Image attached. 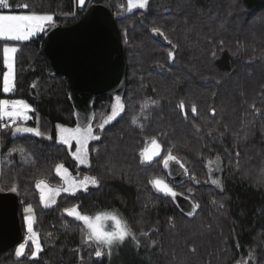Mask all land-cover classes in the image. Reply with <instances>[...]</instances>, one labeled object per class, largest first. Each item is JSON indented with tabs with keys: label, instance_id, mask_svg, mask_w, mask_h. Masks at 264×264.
I'll list each match as a JSON object with an SVG mask.
<instances>
[{
	"label": "trees",
	"instance_id": "16d2710c",
	"mask_svg": "<svg viewBox=\"0 0 264 264\" xmlns=\"http://www.w3.org/2000/svg\"><path fill=\"white\" fill-rule=\"evenodd\" d=\"M110 1L126 48L127 86L118 95L124 111L101 131L115 95L98 100L92 124L100 139L89 143L88 165L75 160L74 145L58 139V124L77 123L66 78L50 71L40 51L41 33L17 42L15 88L7 94L0 89V97L27 100L34 109L27 122L49 135L17 133L13 123L1 128L0 190L16 189L23 233V206L33 204L42 251L28 259L33 248L28 241L24 256L17 257L20 241L0 252V264H110L107 254L95 256L96 244L86 240L82 222L65 212L73 207L91 216L114 210L142 238L139 249L148 264H264V0H149L146 9L133 11L127 0ZM10 2L12 9L0 11L47 12L63 25L79 19L86 4ZM25 3L28 10L17 7ZM155 27L167 40L151 31ZM4 70L0 53V80ZM153 101L145 110L148 119L140 117L143 128L132 125L142 104ZM152 137L161 153L145 163L140 153ZM19 148L23 155L12 151ZM169 148L188 170L180 171L179 180L163 166ZM60 164L73 175L97 177L99 186L61 191L55 203L45 205L36 182L64 185L56 173ZM154 178L199 207L185 212L152 186ZM214 179L222 181V190Z\"/></svg>",
	"mask_w": 264,
	"mask_h": 264
},
{
	"label": "snow or ice",
	"instance_id": "6c2138e0",
	"mask_svg": "<svg viewBox=\"0 0 264 264\" xmlns=\"http://www.w3.org/2000/svg\"><path fill=\"white\" fill-rule=\"evenodd\" d=\"M80 4H84V0H79ZM149 4V0H128V11H133L134 9H146ZM12 4L10 0H0V9H12ZM17 7L28 10L29 5L27 3L18 5ZM123 7V5L121 6ZM54 22V14H40L35 12H29L26 14H5L3 11H0V41H5L3 44V64L7 69L2 75V81H0V89L2 92L7 94L11 93L15 88V54L19 51L18 47L10 45L7 42H22L28 41L33 36L38 33L46 31V25H50ZM153 33L162 36L165 40L167 37L164 36L163 31L159 27H155L151 30ZM171 44V41H168ZM222 43V42H221ZM173 49L175 45L172 46ZM169 59L174 58V51H169ZM116 103L112 106L111 115L104 119V121L99 124V128L102 131L105 124L114 120L121 112L124 111V104L120 96L115 97ZM155 102H145L141 106L140 113L137 116H133L131 119V124L140 128H143V124L140 123V117L148 119V115H145V110L154 106ZM179 107L184 109V102L181 101ZM34 111L31 105L26 101L21 99H0V121L9 120L13 124L16 121L22 120L27 121L30 119L28 115L29 112ZM197 111L195 103L191 105V112L195 114ZM213 113L215 110H212ZM258 111V110H257ZM187 115V113H185ZM2 127H8L10 125H0ZM59 128V140L71 147L72 142H76V151L72 153L75 160H77L81 165L89 163V152H88V143L92 140H99L98 135H94V130L90 123H85L83 127L79 124L75 128H67L64 126H58ZM15 132H26L34 133L37 136L43 135L38 128H27V127H15ZM51 139V137H48ZM13 152L19 151L22 155L24 154V149H12ZM161 145L155 137L151 138L150 146L144 148L140 157L142 162H150L155 157L160 156ZM237 155L239 153L237 152ZM25 162H28L25 160ZM170 163H175L179 166L182 173L187 175L188 170L184 164L179 160V158L172 154V148L167 150V155L163 158V166L167 170ZM221 162L219 157H217L216 164L219 165ZM212 162L209 161V165ZM63 170V171H62ZM211 172V167L209 168ZM56 173L62 176L64 180V185L59 188H49L47 187L45 181H37L36 187L41 193V200L47 203H55V197L61 192H67L75 194L76 191L83 189L84 191L88 190L89 184L93 186H99L100 180L97 177H88L84 176L82 179H77L71 176L68 173V170L64 168L62 164L56 166ZM194 179V177H192ZM198 183V181H197ZM213 185L222 190V181L219 179H214L211 181ZM152 186L163 195L176 199L177 196H183L184 193H178L170 186L165 180L160 178H154L151 180ZM12 191H16L15 188H12ZM193 207L198 208V204H193ZM65 212L82 224L86 228L85 237L87 241H94L96 244L97 250L95 251L96 257H101L102 255L107 254L109 260H111L113 249L123 244L124 241L128 238H131L134 245L138 249L140 247L139 240L137 239L135 233L132 232L127 221L120 217L116 212H100L94 216H89L79 212L78 207H73L71 209H65ZM192 214L191 212L189 213ZM33 217L27 218V230L30 233L28 236V241L32 242V251L31 255L28 257L30 260H35L39 253L42 251V245L39 239L38 233L33 231ZM111 224L110 229L107 227L108 224ZM141 235L146 236L147 233H141ZM155 243L154 241L152 242ZM27 242L20 243L16 249V256L22 257L26 251ZM118 254V253H117ZM251 255V253H250Z\"/></svg>",
	"mask_w": 264,
	"mask_h": 264
},
{
	"label": "water",
	"instance_id": "95a60500",
	"mask_svg": "<svg viewBox=\"0 0 264 264\" xmlns=\"http://www.w3.org/2000/svg\"><path fill=\"white\" fill-rule=\"evenodd\" d=\"M39 48L50 71L66 78V92L77 125L91 123L96 104L105 95H124L128 65L121 28L110 0H88L82 16L70 24L51 23L41 33ZM36 97L34 87L29 90ZM170 163L173 180L181 179ZM176 201L187 213L195 210L187 196ZM23 227L19 214V196L0 190V252L21 241Z\"/></svg>",
	"mask_w": 264,
	"mask_h": 264
},
{
	"label": "rangeland",
	"instance_id": "374dc122",
	"mask_svg": "<svg viewBox=\"0 0 264 264\" xmlns=\"http://www.w3.org/2000/svg\"><path fill=\"white\" fill-rule=\"evenodd\" d=\"M78 4L80 6H83L85 3H86V0H84V4L81 5L79 0H77ZM127 3H128V0H127ZM5 14H26V13H29V12H12V11H3ZM35 13H40V14H50V13H47V12H35ZM48 25H46L47 27ZM36 36V35H35ZM33 36V37H35ZM5 43V41H0V53L2 55V60H3V52H2V48H3V44ZM9 43L10 45H14L16 47H18V44L17 42H7ZM15 65H16V54H15ZM5 67V66H4ZM7 69L5 68V70L3 71V73L6 71ZM3 75V74H2ZM2 81V76H1V80ZM2 90V89H1ZM118 96V95H115L114 96V99H113V103H112V106L116 103V100H115V97ZM0 99H9V100H14V99H21V100H24L26 101L29 105H31L27 100L25 99H22V98H9L7 96H1ZM123 102V101H122ZM111 112H112V107L110 109V111L105 115L104 119L107 118L109 115H111ZM122 113V112H121ZM99 114L100 116L103 115V110H100L99 111ZM28 115L31 117V114L30 112L28 113ZM28 121V120H27ZM27 121H22V120H19V121H16L14 125V128L19 126V127H27V128H38L39 131L43 134L41 136H48L47 133H45L38 125L36 126H33L31 124H29ZM111 122V121H110ZM7 123H11V121L9 120H3V121H0V125H5ZM93 130H94V135H97L96 134V129H95V126L94 124H92V122L90 123ZM58 126H64V127H67V128H75L77 127V125L75 126H68V125H64V124H58L57 125V130H58V139H59V128ZM82 127V126H81ZM1 128L2 126H0V133H1ZM20 133H26V132H20ZM31 134H34V133H31ZM60 141V140H59ZM90 143V141H89ZM89 143H88V152H89ZM72 145H74V149H73V152L76 151V142L73 141L72 142ZM150 146V141L148 142L147 146L146 147H149ZM145 147V148H146ZM89 162H90V154H89ZM79 163V162H78ZM146 163V162H145ZM80 164V163H79ZM89 164V163H88ZM88 164H84V165H88ZM175 164V163H173ZM81 165V164H80ZM175 167H176V171L175 173H178L179 170L181 171V169L179 168L178 165L175 164ZM65 168V167H64ZM66 169V168H65ZM68 170V169H67ZM63 171V170H62ZM68 173L69 170H68ZM0 174H1V159H0ZM72 177L74 178H77V179H82L85 175H73L72 173H70ZM215 174L217 175V172H215ZM47 187L49 188H59V186H52V185H49L47 184ZM63 186V185H62ZM171 186V185H170ZM173 187V186H172ZM175 190V188H174ZM176 191V190H175ZM58 196V195H57ZM56 196V197H57ZM56 197H55V200H56ZM44 203V202H43ZM45 204V203H44ZM53 203H47L45 205H52ZM71 209V208H70ZM112 212L114 210H104V211H101V212ZM80 212V211H79ZM115 212V211H114ZM100 213V212H99ZM22 215H23V218H24V224H25V228H26V231L27 230V218L28 217H33V231L37 233L36 229H35V224H36V219H37V214H36V209L35 207L33 206V204L31 203H27L23 206V209H22ZM91 216V215H89ZM94 216V215H92ZM107 227L110 229L111 227V224L109 223L107 225ZM40 239V238H39ZM139 240V243H140V246L142 244V238H137ZM41 242V241H40ZM20 244V243H19ZM19 244L17 245V248L19 246ZM42 245V244H41ZM118 253V254H117ZM149 258L145 257L141 252H140V249L136 248V246L134 245L133 241L131 240V238H128L124 241L123 244L119 245L118 247H115L113 249V254H112V257H111V262L110 264H148L149 263Z\"/></svg>",
	"mask_w": 264,
	"mask_h": 264
},
{
	"label": "built area",
	"instance_id": "2783aa9c",
	"mask_svg": "<svg viewBox=\"0 0 264 264\" xmlns=\"http://www.w3.org/2000/svg\"><path fill=\"white\" fill-rule=\"evenodd\" d=\"M30 235V233L28 231H26L25 233H23V236L21 238V243H25L28 242V236Z\"/></svg>",
	"mask_w": 264,
	"mask_h": 264
},
{
	"label": "flooded vegetation",
	"instance_id": "af4514ba",
	"mask_svg": "<svg viewBox=\"0 0 264 264\" xmlns=\"http://www.w3.org/2000/svg\"><path fill=\"white\" fill-rule=\"evenodd\" d=\"M78 175H80V174H78Z\"/></svg>",
	"mask_w": 264,
	"mask_h": 264
}]
</instances>
